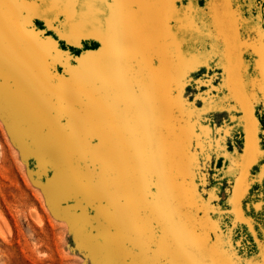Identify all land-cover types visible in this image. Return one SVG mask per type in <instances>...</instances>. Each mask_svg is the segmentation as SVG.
<instances>
[{"label": "rangeland", "instance_id": "obj_1", "mask_svg": "<svg viewBox=\"0 0 264 264\" xmlns=\"http://www.w3.org/2000/svg\"><path fill=\"white\" fill-rule=\"evenodd\" d=\"M264 0H0V264H264Z\"/></svg>", "mask_w": 264, "mask_h": 264}, {"label": "snow or ice", "instance_id": "obj_2", "mask_svg": "<svg viewBox=\"0 0 264 264\" xmlns=\"http://www.w3.org/2000/svg\"><path fill=\"white\" fill-rule=\"evenodd\" d=\"M262 155H264V153H262Z\"/></svg>", "mask_w": 264, "mask_h": 264}]
</instances>
